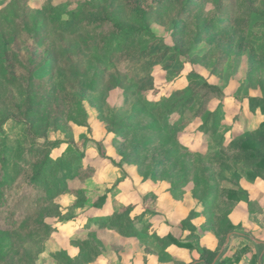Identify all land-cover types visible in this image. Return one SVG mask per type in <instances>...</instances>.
<instances>
[{"label":"rangeland","instance_id":"obj_1","mask_svg":"<svg viewBox=\"0 0 264 264\" xmlns=\"http://www.w3.org/2000/svg\"><path fill=\"white\" fill-rule=\"evenodd\" d=\"M47 1L96 17V6L105 5V0ZM109 1L121 18L133 21L153 3L170 1L149 20L170 62L142 60L141 48L104 62L95 59L84 40L55 30L43 34L46 40L21 44L25 56L28 46L33 48L38 59L34 70L53 68L36 72L34 104L22 103L26 98L20 87L8 89L0 82L3 136L19 152L45 133L50 142L61 143L53 150L55 157L84 153V172L42 212L48 232L31 236L4 210L0 264H240L243 254L239 249L231 253L228 236L247 234L264 210V171L251 167L236 145L248 140L264 151V0ZM24 2L32 14L40 12L34 23L43 22L44 2ZM221 7H231L228 19L211 16ZM7 28L2 21L1 31ZM7 46L8 37L0 36L3 52ZM175 46L182 49L176 62L184 65L181 72L169 68ZM14 60L8 51L0 58V71L4 62L16 67ZM147 71L156 89L168 88L157 94L138 83ZM193 71L220 87L223 96L207 105L203 117L195 116L200 103L194 101L179 118L175 111L165 124L145 129L154 121L145 110L147 102L174 104L187 98ZM30 108L41 115L29 118ZM206 119L207 131L202 129ZM32 120L40 132L26 137ZM79 189L85 199L74 196ZM24 193H12L7 207H15ZM103 196L104 207L92 209ZM125 211L131 212L120 227H113ZM131 225L144 230L139 237L123 233Z\"/></svg>","mask_w":264,"mask_h":264},{"label":"trees","instance_id":"obj_2","mask_svg":"<svg viewBox=\"0 0 264 264\" xmlns=\"http://www.w3.org/2000/svg\"><path fill=\"white\" fill-rule=\"evenodd\" d=\"M38 1V0H33ZM47 0H41V3ZM126 1V0H124ZM105 5L96 6L99 17L92 16V13H82L77 10H66L67 5H56L53 6L51 2L43 6V22L34 23L39 21V13L32 14L33 9L29 8L24 0H0V36L8 37V43L10 46L5 48L3 52L0 47V58H4L5 54L9 51H13L15 60L17 63L16 67L12 64L3 63L0 71V82H2L8 89L13 87L21 90L20 95H24L29 101L22 100V103L30 100L33 101L36 97L34 90V83L39 80L36 72L44 71L48 72L52 70V66L43 65L34 70L38 66V59L35 58L34 50L28 46L26 50L27 56L22 53L20 49L21 44L27 43L32 38H40L46 40L43 36L48 30L59 31L62 35L69 34L71 37H78L79 41L85 42L88 51H93L94 57L97 60H107L114 62L121 56L124 57L126 53L134 48H141L140 59L148 60L153 57L156 63L168 64L166 58L168 57L166 52L160 48L161 44L157 41L159 37L152 31L149 20L154 14L163 13L164 8L169 5L168 1L160 3H153L148 10H145L139 21L127 20L121 18L116 12L115 5L111 4L109 0H105ZM127 2V1H126ZM95 3V2H94ZM93 2L88 5H96ZM194 2L190 5L193 6ZM135 9L137 6L134 5ZM231 10V7H221L216 12H213L211 16H218L220 19H228L227 13ZM88 9L87 12H90ZM85 13V15H82ZM15 14V15H12ZM36 15V16H34ZM8 25L6 32L1 31V23ZM208 30V29H207ZM206 30V31H207ZM37 31V35L33 34ZM43 37V38H42ZM30 45V44H28ZM9 49V50H8ZM16 50V51H15ZM172 50L175 52L173 55L172 62L169 64V68L174 66L175 70L180 71L184 68L182 63L176 64L182 49L179 47H173ZM160 52L162 55L157 56ZM174 65H172L173 61ZM17 66L19 69H17ZM182 67V68H181ZM168 68V69H169ZM167 69V70H168ZM15 72V73H14ZM181 72V71H180ZM189 74V86L188 93L190 94L187 98L174 100V104L170 103L169 100H160L159 102H147L146 111L152 115L154 121L145 129H151L157 127L160 122L164 123L168 117L173 114H178V118L183 113L188 111L190 105L197 101L200 103V107L197 110L195 116L203 117L206 114L207 105L215 98L223 96V91L217 85L210 84L206 79L200 76L198 73ZM148 76H144L138 79V83L150 86L152 90L158 94L163 87L168 88V85H163L159 89H156L153 84V77L149 71L146 72ZM26 77L23 80V77ZM22 77V78H21ZM95 80L91 82V87L95 84ZM82 108L85 112V105L82 104ZM34 108V107H33ZM33 108H30L27 112V116L31 119L39 117L40 112H36ZM185 112V113H186ZM161 120V121H160ZM175 118H173V121ZM4 121L0 122V233L3 232L4 226L1 223L4 210H8V215L13 218L11 221L19 222L16 225L19 226L21 231L28 233L29 235H37L49 231V227L45 225V222L41 219L42 212L56 202V198L60 193L70 189V183L78 176H82L84 172V158L85 154H74L73 152H66L60 156H54V149L59 147L60 142H50L44 137V134L38 136L34 144L27 150L17 152L7 144L3 136V124ZM177 121V120H176ZM175 121V122H176ZM173 122V123H175ZM34 123V124H32ZM36 122L31 121L28 133L25 135L29 136L37 130ZM208 120H205L203 130L207 131ZM215 123L211 126L215 130ZM139 127H133L129 131H139ZM40 132V131H39ZM39 132H35L38 135ZM248 140H242L236 143L239 148L245 151L246 157L244 160L248 162L251 167L256 170L264 171V151L259 148H254L252 143H248ZM11 169L7 171V167ZM24 190V196L22 199L17 200L15 207H7V203L10 195L17 191ZM8 191V194L6 192ZM10 193V194H9ZM74 196L81 198L84 196L82 190H75ZM85 199V196L84 198ZM107 197L103 196L99 201L92 204V209L103 208L106 203ZM89 200H87L88 202ZM86 202V203H87ZM6 205V206H5ZM5 206V207H4ZM131 211H125L123 214L118 216L114 221L113 227H120L121 222L130 214ZM4 218V217H3ZM38 224L35 227L34 224ZM12 225L11 222H7V227ZM13 227V226H12ZM129 237L137 238L141 235L144 230H140L135 225H131L126 230L123 228V233ZM214 264V260L210 261L203 260L201 262H194V264ZM222 264V263H216Z\"/></svg>","mask_w":264,"mask_h":264},{"label":"crops","instance_id":"obj_3","mask_svg":"<svg viewBox=\"0 0 264 264\" xmlns=\"http://www.w3.org/2000/svg\"><path fill=\"white\" fill-rule=\"evenodd\" d=\"M249 231L237 237L229 235L230 240L227 239V242L231 241V253L236 249L242 252L240 264H264V210L257 220L250 223Z\"/></svg>","mask_w":264,"mask_h":264},{"label":"water","instance_id":"obj_4","mask_svg":"<svg viewBox=\"0 0 264 264\" xmlns=\"http://www.w3.org/2000/svg\"><path fill=\"white\" fill-rule=\"evenodd\" d=\"M230 240V236L228 237V241Z\"/></svg>","mask_w":264,"mask_h":264}]
</instances>
